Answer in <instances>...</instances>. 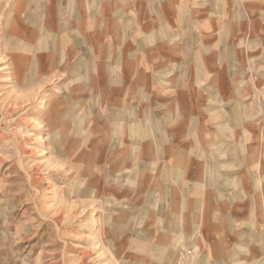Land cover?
Returning a JSON list of instances; mask_svg holds the SVG:
<instances>
[{
	"label": "crops",
	"instance_id": "0c3cea01",
	"mask_svg": "<svg viewBox=\"0 0 264 264\" xmlns=\"http://www.w3.org/2000/svg\"><path fill=\"white\" fill-rule=\"evenodd\" d=\"M253 3L19 2L11 38L26 55L20 66L64 80L70 63L68 82L81 87L61 98L74 119L70 148L89 152V167L100 168L102 152L101 199L112 218L128 216L116 231L136 262H165L195 242L212 264H264V125H240L248 112L234 109L256 85L238 48L253 17L239 10ZM194 39L205 42L197 51Z\"/></svg>",
	"mask_w": 264,
	"mask_h": 264
},
{
	"label": "rangeland",
	"instance_id": "374dc122",
	"mask_svg": "<svg viewBox=\"0 0 264 264\" xmlns=\"http://www.w3.org/2000/svg\"><path fill=\"white\" fill-rule=\"evenodd\" d=\"M247 1L254 2V10L240 9V20L253 17L249 24H242L246 34L238 48L249 66L248 77L256 85L250 84L239 95L243 102L237 103V109L233 104L231 108L248 112L238 120L240 125L261 128L264 1L242 0ZM19 2L0 0V264H212L195 242L177 244L172 259L165 262L140 263L126 254L129 242L116 229L119 223L126 224L128 216L115 214L112 218L101 199L107 190L102 152L100 168L89 167V152L70 148L74 119L64 112L68 106L61 98L73 100L81 90L68 82L70 63H64V80L46 77L29 64L20 66L26 55L11 38ZM212 9L215 14L221 8ZM247 33L255 36L249 38ZM200 42L205 43L193 40V50L199 49L196 43ZM232 52L229 49L224 54L228 62L233 61ZM107 164L109 175L118 173L116 165ZM95 177L101 182L96 187ZM124 255L130 261H121Z\"/></svg>",
	"mask_w": 264,
	"mask_h": 264
}]
</instances>
